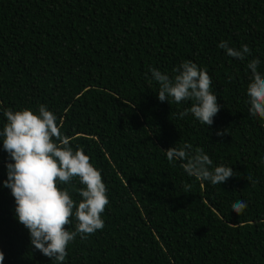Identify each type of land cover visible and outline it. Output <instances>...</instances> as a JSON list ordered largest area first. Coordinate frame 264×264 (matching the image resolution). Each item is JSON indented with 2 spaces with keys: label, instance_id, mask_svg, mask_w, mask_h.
<instances>
[{
  "label": "trees",
  "instance_id": "16d2710c",
  "mask_svg": "<svg viewBox=\"0 0 264 264\" xmlns=\"http://www.w3.org/2000/svg\"><path fill=\"white\" fill-rule=\"evenodd\" d=\"M221 41L250 55L228 56ZM253 58L264 74V0H0V130L5 109L46 105L107 188L104 228L77 235L64 264H264V119L250 115L246 92ZM184 61L211 77L220 105L211 126L179 116L191 102L157 98L149 69L171 77ZM185 143L235 175L220 185L189 177L163 151ZM11 162L0 141L2 264H56L16 218L3 187ZM60 187L81 199L78 178ZM236 201L247 203L240 215Z\"/></svg>",
  "mask_w": 264,
  "mask_h": 264
},
{
  "label": "clouds",
  "instance_id": "9594fccd",
  "mask_svg": "<svg viewBox=\"0 0 264 264\" xmlns=\"http://www.w3.org/2000/svg\"><path fill=\"white\" fill-rule=\"evenodd\" d=\"M217 46L241 61L250 55L247 45L236 49L229 47L227 41H221ZM259 65L260 60L256 58L247 63L251 81L246 92L250 115L264 119V74L258 71ZM149 71L159 85L157 98L160 102L169 103V99L176 104L191 102L190 108L179 116L191 113L201 124H213L220 105L206 70L192 61H184L173 69L176 74L171 77L156 68ZM3 115L6 123L0 130V141L12 161L6 164L7 179L3 187L10 189L14 197L16 218L28 230L30 243L56 264H64L68 245L77 235L84 239L104 228L102 214L109 199L101 172L82 149L71 147L69 138L61 132L57 116L46 105L39 106L38 114L24 108L5 109ZM224 134V130L216 132L220 137ZM163 151L170 164L179 161L184 172L201 183L220 185L235 175L231 167H213V161L203 148L193 149L189 143ZM74 178L83 185L77 189L79 201H75L66 188L60 187L71 184ZM186 188L190 190L191 185ZM232 208L240 215L247 203L236 201ZM73 217L75 229L70 231L68 226ZM3 260L4 254L0 251V264Z\"/></svg>",
  "mask_w": 264,
  "mask_h": 264
}]
</instances>
